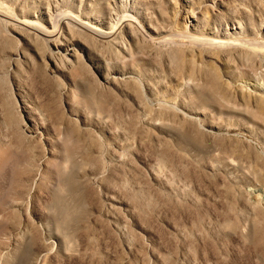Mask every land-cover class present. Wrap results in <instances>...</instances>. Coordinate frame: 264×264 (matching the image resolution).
Here are the masks:
<instances>
[{"label":"rangeland","instance_id":"rangeland-1","mask_svg":"<svg viewBox=\"0 0 264 264\" xmlns=\"http://www.w3.org/2000/svg\"><path fill=\"white\" fill-rule=\"evenodd\" d=\"M56 1L99 22L137 4L148 38L185 43L20 25L48 26ZM90 1L0 0L12 16H0V264H264V126L236 90L264 84V49L193 43L183 18L202 1L197 36H222L238 15L260 43L264 0Z\"/></svg>","mask_w":264,"mask_h":264},{"label":"bare ground","instance_id":"bare-ground-1","mask_svg":"<svg viewBox=\"0 0 264 264\" xmlns=\"http://www.w3.org/2000/svg\"><path fill=\"white\" fill-rule=\"evenodd\" d=\"M218 2H215L213 6H208L212 10H214L215 6L217 4L223 8H225V2L223 0H217ZM93 5H95L94 0L90 1ZM90 4V6H92ZM203 2L200 1H193L192 6L187 8L185 10V13H189L190 15H184V25L187 29H191L190 32H188L187 37L188 39L192 40L193 43H201L203 46H206L207 48H213L215 50H221V49H229L234 45H240L243 46H249L250 49L255 50L256 53H260L264 49V40L260 41V43H251L249 39H246V35L244 34L242 22L239 19L238 15H235L234 19H231V22L234 23L233 29H228L226 27V30L223 32L222 36L220 37H211L209 33H201L200 36H197L199 34H196V32H199L202 29V24L207 17H209V10L203 6ZM48 8L50 7V3L47 4ZM120 11L109 8V17L108 21H97L96 18L95 21H92L89 19V21H86L82 17H75L72 15H67L65 11H63L62 5L56 1V4L54 5L55 9L54 11H51L49 9V18L50 23H48V26L42 27L39 22L36 21H28L27 19L24 20V22H19L20 25L24 28H29L35 31L36 34L40 36H49L50 33H56L61 32L62 30L72 33L73 31H80V32H86L94 37H97L99 39L105 40L116 37L119 33L124 31L125 29L135 30L138 29L140 33L143 32L144 38L147 39V41L153 45L156 46H163L165 48H172L173 45L178 46L181 44H184L185 42L183 40H180L182 38V34H176L175 35H164L157 32L156 34H151L149 38L143 31L140 25V18H134L131 16V13L134 12L136 15H138L136 12L141 11L142 8L139 5H135L134 10H131L129 12L127 9L124 8V5L121 3L118 4ZM182 10H178L174 13V18L178 22L180 20L181 16L183 15ZM140 14V13H139ZM221 15V13H220ZM219 15V16H220ZM0 16L4 18H8V20H11L12 16L6 12L3 11V8L0 6ZM139 16V15H138ZM11 17V18H10ZM141 17V16H140ZM10 18V19H9ZM50 24V25H49ZM17 32V31H16ZM49 32V33H48ZM241 32V33H239ZM182 33V32H181ZM66 55L69 56H77V50L74 46L68 45L65 48ZM214 53L209 52V55L207 57L210 58V60L213 59ZM203 62L202 56L200 57ZM204 63V62H203ZM133 76H131L132 78ZM136 79V77L134 78ZM194 88L201 89V85L194 84ZM236 90L241 93L243 97H251L250 99H254L255 103L250 104L248 107L246 104V112L254 121L260 120L262 125L264 126V84H255L252 87H250L248 84H240L236 86ZM202 91V90H201ZM203 93V92H202ZM213 94V93H212ZM173 107H176L175 105L171 104V102H168ZM247 103V102H246ZM221 105V104H220ZM241 105V104H240ZM224 106V103H223ZM222 107V106H221ZM185 117H188L191 120L194 121H200L201 118L198 116L200 111L197 113H185L181 111ZM240 112V111H239ZM30 116V115H29ZM31 120H33L31 118ZM38 127L34 128L33 130H37ZM208 128L211 131H214L218 127L214 124H210ZM35 133H39V131H34ZM232 163V162H231ZM234 164V163H233ZM234 166V165H233ZM248 229V228H247Z\"/></svg>","mask_w":264,"mask_h":264}]
</instances>
